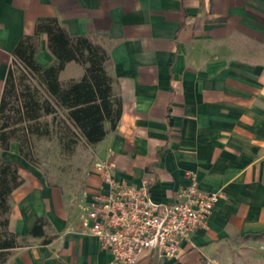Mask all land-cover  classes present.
Listing matches in <instances>:
<instances>
[{
  "label": "crops",
  "instance_id": "0c3cea01",
  "mask_svg": "<svg viewBox=\"0 0 264 264\" xmlns=\"http://www.w3.org/2000/svg\"><path fill=\"white\" fill-rule=\"evenodd\" d=\"M50 17L105 48L122 111L102 140L81 139L91 159L75 189L49 183L17 140L0 149L23 177L9 195L18 244L4 264H114L84 223L104 161L129 184L147 180L154 201L191 175L222 195L177 258L139 264H264V0H0V98L16 45ZM36 59L55 62L44 32ZM83 73L69 61L59 79Z\"/></svg>",
  "mask_w": 264,
  "mask_h": 264
},
{
  "label": "trees",
  "instance_id": "16d2710c",
  "mask_svg": "<svg viewBox=\"0 0 264 264\" xmlns=\"http://www.w3.org/2000/svg\"><path fill=\"white\" fill-rule=\"evenodd\" d=\"M47 35V47L55 56V62L44 65L37 61L39 35ZM14 56L26 71L36 78L40 91L28 83L25 77L16 81L10 67L0 98V149H8L12 140L19 142V152L27 158L24 142L29 136L56 137L64 150L76 144L75 135L88 144L99 142L108 128L113 129L121 115L122 100L114 89V79L106 69L109 55L105 48L86 36L71 37L54 17L39 19L33 35L20 39ZM69 61L84 65L79 79L62 83L59 73ZM22 84V86H21ZM18 85L21 90L18 91ZM13 109V113H8ZM51 116L55 128L50 130L42 118ZM20 134L14 136V131ZM27 141V142H26ZM20 163L0 154V264H4L11 249L18 244L16 236L8 230L10 211L9 195L23 182L19 173ZM43 218H39L29 233H42Z\"/></svg>",
  "mask_w": 264,
  "mask_h": 264
},
{
  "label": "built area",
  "instance_id": "2783aa9c",
  "mask_svg": "<svg viewBox=\"0 0 264 264\" xmlns=\"http://www.w3.org/2000/svg\"><path fill=\"white\" fill-rule=\"evenodd\" d=\"M100 187L86 203L84 223L102 249L113 255L114 264H139L151 257L172 260L182 243L198 228L222 196L197 187L194 175L168 201H154L149 183L139 186L115 177L110 162L99 164Z\"/></svg>",
  "mask_w": 264,
  "mask_h": 264
},
{
  "label": "rangeland",
  "instance_id": "374dc122",
  "mask_svg": "<svg viewBox=\"0 0 264 264\" xmlns=\"http://www.w3.org/2000/svg\"><path fill=\"white\" fill-rule=\"evenodd\" d=\"M12 71L16 81L22 79V84L28 83L32 87L37 88L42 94V89L35 77L26 71L25 67L19 62L12 63ZM21 84V86H22ZM18 91L21 90L20 85L17 86ZM8 113H13V109H9ZM48 125L49 129L55 128V122L51 116L42 118V122ZM14 136L20 134V130L14 131ZM76 144L72 149L64 150L58 144L56 137H36L29 136L28 142H24V151L27 152V160L40 168L49 183L62 184L75 189L82 180V174L86 164L91 159L90 151L82 143L79 136L75 135Z\"/></svg>",
  "mask_w": 264,
  "mask_h": 264
}]
</instances>
